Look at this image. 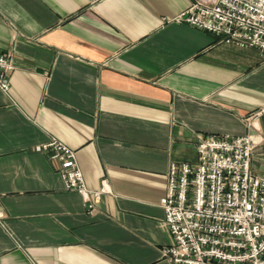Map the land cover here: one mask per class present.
<instances>
[{
	"label": "crops",
	"instance_id": "obj_1",
	"mask_svg": "<svg viewBox=\"0 0 264 264\" xmlns=\"http://www.w3.org/2000/svg\"><path fill=\"white\" fill-rule=\"evenodd\" d=\"M192 0H0V264H172L169 165L209 136L250 134L264 177V60L185 23ZM71 148L87 210L59 163Z\"/></svg>",
	"mask_w": 264,
	"mask_h": 264
},
{
	"label": "built area",
	"instance_id": "obj_2",
	"mask_svg": "<svg viewBox=\"0 0 264 264\" xmlns=\"http://www.w3.org/2000/svg\"><path fill=\"white\" fill-rule=\"evenodd\" d=\"M169 22L185 23L239 49L257 50L264 60V0H192ZM12 54L0 52V89L9 93ZM264 142V141H263ZM259 142L244 136H209L196 147V162L169 165L161 200L172 245V264H264V177L252 172ZM59 163L64 187L78 192L92 211L108 192L86 186L75 153L56 138L38 149Z\"/></svg>",
	"mask_w": 264,
	"mask_h": 264
}]
</instances>
